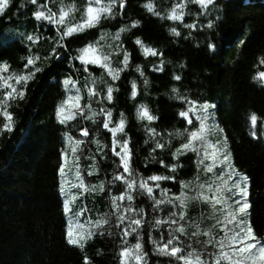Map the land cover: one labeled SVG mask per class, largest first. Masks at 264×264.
I'll return each instance as SVG.
<instances>
[{"label":"trees","instance_id":"1","mask_svg":"<svg viewBox=\"0 0 264 264\" xmlns=\"http://www.w3.org/2000/svg\"><path fill=\"white\" fill-rule=\"evenodd\" d=\"M61 2L67 4L69 0ZM175 2L127 0L121 16L118 7L115 18L101 19L95 27L64 41L67 49L57 47V33L47 30L40 32L44 38L31 49L26 42L21 45L16 41L0 47V52L4 53L0 64L7 62L10 65L4 75L19 77L34 71V67L41 69L28 82L25 98L11 101L7 108L13 114L15 131L3 130L5 120L0 115V264H83L84 256L89 257L90 264H121L123 248L131 249L137 242L142 244V252L146 254L144 264H182L176 257L159 254L155 246L148 242L151 230L155 228L153 222L162 217L159 212L152 213L151 201L147 198L137 196L133 203L138 210H147L145 226L139 231V237L135 234L125 237L122 231L124 225L118 226L117 213L111 207L108 190L111 188L112 194L123 191L121 184L113 185L112 179L120 168L111 152V136L101 127L102 118L96 116L93 122L77 116L63 127L54 118V109L66 96L61 84L52 83L53 79L62 81L71 77L77 81L85 95L82 104L86 105L88 96L83 84L87 73L78 61L73 65L72 58L80 55L81 48L94 45L102 34L112 36L119 28L137 20L140 21L138 29L121 34L123 45L131 53L129 68L116 82L119 91L114 92L113 101L110 104L105 101V106L114 113V120L118 121L119 114L124 113L128 135L120 136V139L130 137L133 178H146L152 174L175 176V183L165 182L162 185L170 190V195L178 193L181 185L187 181H192V188L201 185L202 174L196 178L197 182L194 181L197 167L194 153L182 158V168L175 173L159 167L155 162L146 169L145 163L150 159L163 160L170 167L175 163L172 153L188 141L184 133L187 131L190 134L197 128L194 123L189 129L178 117L184 105L177 100L174 88H179V95L189 100L210 101L217 105L214 109L216 122L222 130L224 141L227 135L234 166L252 180V207L248 219L256 235L264 239V85L258 79H253L264 71V65L260 63L264 60V0H216L215 8L218 11L212 12V17L219 16V20L213 30L200 29L199 25L205 23L206 18L203 10L194 6L191 0L185 10L184 23L197 25L195 30L163 19L166 14H171ZM71 4L81 9V12L74 14L76 20L73 21L79 23L82 11L87 6L86 0H71ZM146 4H153L160 17L150 13ZM19 5H25V8H20L17 15ZM58 7L59 2L54 5V10ZM26 11L28 14H25ZM32 11L35 8L30 5V0H14L8 16L0 18V32L10 29L25 31L24 26ZM172 27L181 31L180 37L171 34ZM27 31L32 33L34 25L29 24ZM137 38L163 55L145 58L139 46L132 43ZM207 44H215V50L206 47ZM34 56L40 59L34 62V67L25 68L27 59ZM56 56L60 59H56ZM122 59V54L114 57L116 61ZM161 61L164 72H154L153 66H158ZM138 66L144 71L143 77L135 71ZM89 70L97 77L101 75L98 67L89 66ZM177 74L183 77L180 83L174 81ZM145 79L148 80L147 85L143 83ZM132 80H136L138 85L136 100H132L130 95ZM12 83L15 86V80ZM5 91L7 89L0 90V100L4 99ZM140 103L147 104L152 114L160 118L152 124L158 133H165L160 142L169 139L167 133L173 134L171 144L166 145L164 150L152 153L156 141L149 137L144 122L137 120L135 115ZM98 107L93 103V112L98 111ZM252 113L258 116L256 131L262 137L260 140L251 136L248 118ZM85 115H89L87 108ZM81 128L87 129V137L80 135ZM65 132L72 139L80 141L83 173L94 170L91 176L85 177L84 191L89 197L82 200L89 206L92 218L107 220L102 227L95 228L83 250L66 242L67 224L62 199L57 194L58 167ZM98 144L107 147H98ZM203 183L205 185L207 181L203 180ZM101 185L105 189L103 193L99 191ZM188 209L193 210L194 214L190 216L188 211L186 220L192 224L199 223L202 231L211 229L204 208L190 205ZM192 224L186 228L187 236H180L184 241L182 255L186 257L189 253L194 259L199 256L205 264H209L203 248L208 245V238L203 235L193 238L191 233L197 229ZM164 234L167 236V233ZM212 235L215 245V238H220L213 231ZM191 246H195L197 251L193 252Z\"/></svg>","mask_w":264,"mask_h":264},{"label":"snow or ice","instance_id":"2","mask_svg":"<svg viewBox=\"0 0 264 264\" xmlns=\"http://www.w3.org/2000/svg\"><path fill=\"white\" fill-rule=\"evenodd\" d=\"M58 2L59 7L54 10V5H57ZM13 3L14 0H0V18L8 16L13 7ZM126 3L127 0H86L87 6L82 11L80 22L73 23L76 20L74 14L81 12V9L75 4H71V0L67 4L61 2V0H43V2H40V0H30V5L34 6L35 11L30 13V19L24 26L26 30L16 32L10 29L7 32H0V47L7 45L10 41H16V43L21 45L26 42L28 48L31 49L33 45L39 44L44 38L40 35V32L47 30L57 33L59 38L56 42L57 47L67 49V44L63 43L64 41L72 38L74 34L83 32L87 28L95 27L100 23L101 19L115 18L118 7L122 15V10L126 7ZM191 3L203 10V15L206 18L205 23L199 25L200 29L213 30L216 26V21L219 20V16L212 17V12L218 11L215 8L216 0H191ZM188 4L189 0H176L171 14H166L163 19L180 23L186 29L195 30L197 25L184 23L186 16L185 10ZM145 7L150 13L160 17V12L156 11L153 4H146ZM20 8H25V5H19L17 7V15H19ZM25 14H28L27 11ZM29 24L34 25V31L32 33L27 31ZM139 26L140 21H133L127 27L119 28L112 36L102 34L94 45L89 44L87 47L79 50L80 55L73 57L72 62L74 65L78 61L83 71L87 73L84 78L83 88L87 91L88 103L83 106L81 105L82 93L81 88L77 86V81L71 77L64 78L62 81L54 78L52 83H60L66 96L63 102L54 109V118L57 124L62 127L67 126L77 116H81L85 120H93V122H95L94 117L96 116L102 118L101 127L105 130L106 134L111 136V152L114 158H118L120 162V172L112 179L114 186L116 182L122 183L124 186L123 191L119 192V194H112L111 188L108 191L111 199V207L117 213L118 226L124 225L122 231L125 237L133 234L139 237V231L145 226L147 210H138L136 207H133V203L137 196L147 198L151 201L152 213L159 212L161 217H163L165 212L168 214L167 219L160 218L153 222L155 225L153 231H159L160 235L159 241L155 238L152 240L157 252L165 256H176L177 259L182 261V264H205L199 256L195 257L194 260L191 256H183L184 241L180 239L179 235L174 234V232L184 234L185 236L188 234L184 222L186 220V208L189 197L184 193L178 196L170 195V190L162 186L165 182L175 183V176L152 174L146 178L142 176L139 179L133 178L130 137L125 140L120 139V136L128 135L126 132L127 125L124 113L119 114L120 118L118 121L114 120L112 109L105 106V101L109 104L113 101L114 92L119 91L116 82L121 80V74L130 65L131 53L123 45L121 34L124 32H132V30L138 29ZM170 32L175 37L181 36V31L177 27H172ZM132 43L139 46L145 58L163 55V53H159L155 49L145 46L144 42L139 38L133 40ZM206 47H209L213 51L215 50V44H207ZM121 54L123 55L122 60H114V57H119ZM3 55L4 53L0 52V61L3 60ZM55 58L60 59L59 56ZM39 59V56L30 57L27 59L25 68L29 66L34 67V62ZM260 63L264 65V60H261ZM89 66H93L94 68L98 67L101 70V75L99 77L93 75L89 70ZM9 68L10 65L7 62L0 64V90L7 89L4 93V99L0 100V115L5 120L3 124V130L5 132L15 131L13 114L7 110L10 102L13 100L22 101L26 96L28 82L36 73L41 71L39 67H34V71L23 76L13 77L11 75H4ZM164 70L163 61L158 66H153L154 72L163 73ZM135 71L141 77L144 76V71L141 67H136ZM253 79H258L261 85H264V71L259 72L258 77H253ZM13 80H15V86L12 83ZM182 80L183 77L181 75L177 74L174 76L175 82L180 83ZM143 83L147 85L148 80L145 79ZM130 88L131 99L136 100L138 96L136 80L131 81ZM173 92L177 93V100L184 105V110L178 112V117L187 124L189 129L195 123L198 125V130L191 131L190 134L187 131L184 133L188 137V142L183 143L172 153V159L175 163L170 167L163 160L154 161L150 159L145 163V168L148 169L155 162L159 167L175 173L178 169L182 168L181 160L184 156L189 153L196 154L197 164L203 166L206 173L213 174L221 182L219 187H216L214 183L198 185L199 191L193 189V191H197L196 199H203L212 204L213 207L228 203L223 219L219 217L209 218L216 221L212 225V228L214 229L219 225L224 233V236L216 241L215 244L219 248V255L215 256V264H264V239L256 235V231L248 219L252 207L250 200L252 180L250 176L240 172L234 166V157L228 150L227 135H225L223 150H220L219 146L204 147L203 133L214 123L213 112L211 110L216 109L217 105L210 101L201 102L199 100H189L187 97H182L179 95V88H174ZM93 103L99 106L96 112H93ZM85 108H87L89 115H85ZM135 115L137 120L144 122V127L149 137L156 141L155 146L152 148V153H156L158 150H164L166 145L171 144L173 135L171 132L167 133L168 140L163 143L160 142L165 136V133H158L156 128L152 127V124L160 118L152 114L147 104L140 103L136 108ZM248 119L252 128V138L260 140L262 137L256 131L259 123L257 114H250ZM80 135L87 137V129L81 128ZM64 139L71 141L67 132L64 133ZM79 143L80 141L74 142L73 151H75V145ZM197 143H199V147ZM97 146L107 147L100 146L99 144ZM64 159L65 153L62 152L61 164L58 167V174L61 180L58 184L57 194L64 197L61 201L62 209L67 214L69 212V193L65 190L67 181L64 179ZM217 169L220 170L218 175L216 174ZM87 175L91 176L92 172L89 171ZM225 178H227L228 182H224ZM77 179H79V172H77ZM77 187L84 189L85 185L80 181ZM183 187L185 190L188 189V185H184ZM204 188H207L208 195L203 194ZM93 191H96V189L93 188ZM99 191L101 193L105 191L103 185H101ZM233 205L238 206V211L233 212ZM77 215H80V213H77ZM106 223L107 220H97L95 226L102 227ZM188 223L192 224L191 221H188ZM165 225L167 226V238L164 234ZM80 227L81 225L74 224L70 219L67 222L65 239L69 245L83 250L85 246L83 241L89 239L93 235V232L91 230L84 234L74 232V228L78 229ZM192 227L197 229V231L191 233L193 238L198 235H203L208 238V246H212V229L202 231L199 223L192 224ZM165 239L166 242L161 246V242ZM142 247L140 242L135 243L131 249L124 247L120 253L121 264H144V256L146 254L142 252ZM83 264H90L89 257H83Z\"/></svg>","mask_w":264,"mask_h":264},{"label":"rangeland","instance_id":"3","mask_svg":"<svg viewBox=\"0 0 264 264\" xmlns=\"http://www.w3.org/2000/svg\"><path fill=\"white\" fill-rule=\"evenodd\" d=\"M78 86V85H77ZM79 87V86H78ZM82 93V99L80 101L81 105L83 100L85 99V95L83 92ZM214 104V103H213ZM213 112V117H214V123L211 124L210 128L207 129L204 133H203V140H204V147L205 148H210L211 146H219L220 150H223V145H224V137H223V133L222 130L220 129V127L217 125L216 122V116H215V110H211ZM198 130V125L197 128L194 131ZM70 137V135H69ZM71 138V137H70ZM77 141V139H72L71 141H66L64 139L63 136V146L61 148V152H60V164H61V153H65V159H64V164H65V177L64 179L67 181V183L65 184V190L66 192L69 193V212L67 214H65V219H66V224L67 222L71 219L73 221L74 224H79L81 225L80 228H74V232L78 233V234H84L89 232L90 230L94 233V230L96 228L95 226V222L97 220H99L97 217L92 218L90 211L88 209V205H86V203L83 202V198L86 199L87 197H89V195H86V192L84 191V189H79L77 187V184L82 181L84 183V185L86 184V176L87 173L90 172H94L93 169H89L86 171V174L83 173L82 171V167L84 165V162L80 160V154H79V149L81 147L80 143L75 145V151H73V144L74 142ZM188 142V141H187ZM111 144V143H110ZM197 146L199 147V143H197ZM197 156V155H196ZM117 159V165L119 166V160ZM207 163V161H206ZM78 165V167H77ZM196 167V173L194 177V181L197 179L199 174H202V184L203 180L207 181L208 183H214L216 187L220 186V181H218L216 179V177L213 174H209L205 172V169L203 168V166H200L197 164V161L195 163ZM219 169L216 170V174H219ZM77 172H79V179H77ZM82 174V175H81ZM84 178V179H83ZM61 177L59 176V183H60ZM192 181H187L186 183H183L181 185V189L179 190L178 193L174 194V196H178L181 193H184L187 197H189L188 203H187V208H186V218H187V213L188 211H190L188 214L191 216H193V210H189V206H194L195 208L197 206H200L202 208H204L203 211H206V215H207V222L210 225L212 231L218 235V238H222L224 236L223 231L221 230L220 226L217 225L216 228H212V225L216 222L214 219H209L210 217H219L220 219L224 218L225 215V209L228 207V203H224L222 205H216L215 207H213L212 204L204 201L203 199H196L197 196V191H199L198 187H191V183ZM224 182H228L227 178H225ZM120 185L122 187L123 190V185L121 182H116V185ZM184 185H188V189L185 190V188L183 187ZM193 189H196L197 191H193ZM203 194L204 195H208V191L207 188L203 189ZM61 199H64V197H61ZM233 212L238 211V206L233 205L232 207ZM77 213H80V215H77ZM165 217H168L167 212H165L163 214L164 219H166ZM188 220H185L184 225L185 228H189V223ZM165 228V233H167V226H164ZM154 229V228H153ZM153 229L151 230V234L150 237L148 239V242H150L152 245V240L155 238H157V234H159V231H153ZM186 229V231H187ZM157 233V234H156ZM174 234L176 235H184V234H177L174 232ZM158 240H160V235H158ZM167 238V236H165ZM92 236L89 238L91 239ZM181 239V238H180ZM216 241H218L217 238H215ZM88 241V239L84 240L83 243L85 244ZM165 241L161 242V246H163V243H165ZM214 244V241H213ZM212 246H208V245H204V251L205 252V256H207L206 260H208L209 262H211V264H215V256L219 255V248L216 247L215 245ZM216 244V243H215ZM190 249L195 252L197 251L195 246H191ZM191 256V258L194 260V257L188 253V255L186 257ZM176 257V256H173ZM177 258V257H176Z\"/></svg>","mask_w":264,"mask_h":264},{"label":"water","instance_id":"4","mask_svg":"<svg viewBox=\"0 0 264 264\" xmlns=\"http://www.w3.org/2000/svg\"><path fill=\"white\" fill-rule=\"evenodd\" d=\"M124 10V9H123ZM123 10H122V12H123ZM120 16H121V14H120Z\"/></svg>","mask_w":264,"mask_h":264}]
</instances>
